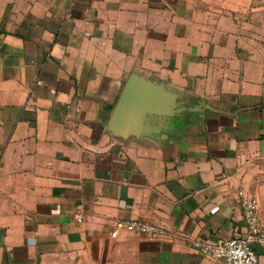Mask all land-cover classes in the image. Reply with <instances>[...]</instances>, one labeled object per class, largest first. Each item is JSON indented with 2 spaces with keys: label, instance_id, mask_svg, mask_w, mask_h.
Returning a JSON list of instances; mask_svg holds the SVG:
<instances>
[{
  "label": "crops",
  "instance_id": "obj_1",
  "mask_svg": "<svg viewBox=\"0 0 264 264\" xmlns=\"http://www.w3.org/2000/svg\"><path fill=\"white\" fill-rule=\"evenodd\" d=\"M132 73L196 109L110 137ZM239 190L264 225V0H0V264H223Z\"/></svg>",
  "mask_w": 264,
  "mask_h": 264
},
{
  "label": "water",
  "instance_id": "obj_2",
  "mask_svg": "<svg viewBox=\"0 0 264 264\" xmlns=\"http://www.w3.org/2000/svg\"><path fill=\"white\" fill-rule=\"evenodd\" d=\"M186 107L178 93L169 90L163 81L138 73L130 74L104 127L112 138H143L158 133L170 117L181 118Z\"/></svg>",
  "mask_w": 264,
  "mask_h": 264
},
{
  "label": "built area",
  "instance_id": "obj_3",
  "mask_svg": "<svg viewBox=\"0 0 264 264\" xmlns=\"http://www.w3.org/2000/svg\"><path fill=\"white\" fill-rule=\"evenodd\" d=\"M237 197L243 211L246 232L215 241L197 238L193 241V246L205 257L221 261L223 264H258V254L254 245L264 247V225L258 214V202L253 194H248L244 190H239ZM80 220L78 218V221ZM121 231L150 236H164L166 233L163 227L138 218L115 220L108 234L114 238Z\"/></svg>",
  "mask_w": 264,
  "mask_h": 264
},
{
  "label": "flooded vegetation",
  "instance_id": "obj_4",
  "mask_svg": "<svg viewBox=\"0 0 264 264\" xmlns=\"http://www.w3.org/2000/svg\"><path fill=\"white\" fill-rule=\"evenodd\" d=\"M168 123L172 124V118L168 119Z\"/></svg>",
  "mask_w": 264,
  "mask_h": 264
}]
</instances>
